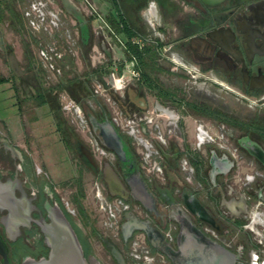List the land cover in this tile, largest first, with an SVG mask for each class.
Returning <instances> with one entry per match:
<instances>
[{"label": "flooded vegetation", "instance_id": "1", "mask_svg": "<svg viewBox=\"0 0 264 264\" xmlns=\"http://www.w3.org/2000/svg\"><path fill=\"white\" fill-rule=\"evenodd\" d=\"M116 1L137 35L132 38L135 45H150L155 59L147 63L149 69L135 59L138 75L123 91L121 107L135 123L138 138L113 122L122 147L113 137L101 136L98 125L110 118L96 110H88L93 124L85 111L88 132L82 133L89 144L94 138L103 153L87 147L76 132L71 152L93 173L94 198L99 189L108 202L127 205L112 217V232L104 226L109 213L100 211L107 215L102 228L114 246L120 244L126 217L124 243L131 239L128 248L134 250L133 242L139 241L137 251L153 255V264H264V0L213 5L203 0ZM144 11L152 14L155 26L149 19L147 24L156 39L139 32L136 20ZM145 70L152 83L144 78ZM146 92L152 97L150 106ZM147 149L151 154L145 161ZM40 175L7 133L0 134V181L14 183L15 196L29 216L15 221L18 232L8 231L2 220L10 212L0 210L5 254L0 251V264L47 257L49 249L36 221L49 222L48 209L54 206L67 213L85 256L95 257L74 211L66 209ZM153 226L164 234L158 235L160 241L149 236L156 233ZM148 241L156 252H149Z\"/></svg>", "mask_w": 264, "mask_h": 264}, {"label": "rangeland", "instance_id": "2", "mask_svg": "<svg viewBox=\"0 0 264 264\" xmlns=\"http://www.w3.org/2000/svg\"><path fill=\"white\" fill-rule=\"evenodd\" d=\"M52 1L53 10L58 13L62 19L66 20L70 25H72L70 23L72 15L68 14L64 9L66 3H64L63 0ZM71 1H73L72 3L77 4L79 7H86L83 0ZM91 1L99 9L98 12L102 15V17H104L105 10L103 8L104 5H102V1L101 6L95 3L94 0ZM82 13L85 17L89 16L87 8L86 12L82 10ZM150 13L144 11L143 14H140L139 20H136V23H139L140 34L144 35L148 39L153 40L156 39V36H154V34L151 32L152 30L150 26L147 24V21H149L152 17V14ZM150 21L151 23H153V25L155 24V21H153L152 19ZM72 29L73 37L76 38L75 47H70L63 37L60 38L62 39V41H64L65 45L68 48L73 50L74 55H76L74 63L75 71L77 72L78 76L81 79H84L91 88V92L93 94H96L93 95L92 98L88 97L86 101L83 102V106L81 105V111L83 112V115L85 114V111L88 110H96L97 113L100 114L101 110L99 108L101 107L105 110L110 120L118 118L119 129L122 132L125 131V127L122 126V123H124L128 118L125 117V110H123L121 107L122 101L124 102L123 97H125V92H105L103 88L99 87L96 83L94 84L93 82V78H100L102 82L108 81L107 74L110 70V67L113 64H120L124 59H126L124 49L120 47L116 39H114L113 37L106 40L104 39V35L97 36L91 30V44L85 45L81 51L79 47L78 34H76L77 27L72 25ZM25 32L23 31L18 34L14 31H11L9 30L7 24H4L0 27V39H3L6 45L12 48L21 64H24L25 59L23 54L24 45H30L31 43H33L31 37L34 38L32 35H30V33ZM105 36H107V33ZM118 38L121 40V37L118 36ZM108 43L110 45H108ZM94 44L96 45V49H93ZM102 44L103 49L101 48ZM30 48L32 49L35 56L37 55V57H41L39 54V49L35 47L34 43L30 45ZM107 51L110 53V56H107ZM3 55L4 51L0 49V76L9 78L10 71L8 67L3 63ZM126 62L127 64H129L128 61ZM65 71L61 73L62 75H60V77L59 75H56V72H52L51 75L53 76V78H60L59 83H61L62 81L65 84L68 79H73V74H67ZM132 81H134V79ZM165 81L167 82L168 80ZM52 83L55 84L57 82L53 80ZM46 85L50 84L46 83ZM181 85L184 86V81H181ZM26 89L28 92H30V94L33 93L32 88ZM95 91L97 92L95 93ZM25 92L26 91L23 92L22 90L19 95V99H17V102H19L18 100H21L20 104L22 108V112H20L21 114L18 118L15 116L16 105L13 90L9 85L0 83V118L11 122L4 123V128L11 141V144L15 146L19 151H23L27 155V157H29L34 171L41 172L40 177L42 179H45L52 185L55 192L63 201L66 209L69 208L70 211H74L75 216L73 217L75 219V222L81 229L85 240L90 243V247L93 251V256H95V258L101 264H115L114 260L112 259L110 250L102 241L107 235L105 234V231L101 225V220H103V217L105 216L100 213L98 202L96 198H94L95 177L93 173L89 171L87 167H85V165L79 162L78 157L74 156L71 150H65V148L63 147V142L57 131L55 122L53 121L48 108L37 107L33 102L26 101L24 98L26 96ZM61 93L68 94L66 91ZM145 98V100L147 101V105L150 106L152 104V97L149 93L146 92ZM59 103H62V101L59 100ZM133 110L135 109L132 108L128 110L129 114H132ZM64 115L65 118L70 121L69 123L74 127L76 132L83 139L84 144L87 145V147L92 148L82 131H80V129L77 128L74 122H72L71 115L68 112H65ZM193 125L194 124L192 123V128ZM72 143L73 141L70 142V144ZM134 148L136 149L138 147L134 145ZM80 189H82L84 195L82 198H80L81 206L85 211L88 223H85L86 219L79 213L78 207L74 203V199L77 195H79ZM93 230H95L99 234L100 238L93 235Z\"/></svg>", "mask_w": 264, "mask_h": 264}, {"label": "crops", "instance_id": "3", "mask_svg": "<svg viewBox=\"0 0 264 264\" xmlns=\"http://www.w3.org/2000/svg\"><path fill=\"white\" fill-rule=\"evenodd\" d=\"M0 1H2V3L6 4V5L12 4L13 7L15 6L16 9H18L21 13L23 12L24 27L27 29V32L30 33V35H32L35 38L34 39L31 37L35 47H37L39 49V54L41 56L39 58L36 55L35 58L38 60L39 63H41V65L43 66V70L45 72L44 77H43L44 87H46V88L55 87L54 89H57V87L59 86V84H60L59 79L60 78H58V79L55 77L53 78V76L51 75L52 72H56V75H59V77H60V75H62L61 73H63V71L66 70L65 72L67 74L72 73L73 77L75 75L78 76L77 72L75 71V63L74 62H75V56L76 55H74L73 50L68 48L65 45L64 41H62V39L58 35L53 34L52 36H50V35L43 33L41 31L39 24L34 22L31 18H29L28 14H25L24 7L27 5L28 0H0ZM101 1H102V5H104L103 8L105 10V14H104L105 17L107 19H111V16L115 15V13H116V10L114 8L112 1L111 0H94V2L97 3L99 6H101ZM63 2L66 3V5L64 6L65 11L68 14L72 15L71 16L72 19L70 20V23L73 26L78 28L76 34H78L79 47L82 51V48L85 45L91 44L90 43V41H91L90 32H91V30L94 32L96 22L93 19H91L89 17H85L83 15L82 10L86 12V7H84V8L79 7L77 4H73L72 3L73 1H71V0H63ZM4 24H7L9 30L18 33L17 31H15L11 28V26L9 25V21L6 20L5 23H0V27L3 26ZM133 25L135 26L136 24L133 23ZM20 33H18V34H20ZM116 34H117V36L121 37V40L124 43H126L127 39L124 35L118 34V33H116ZM33 43H31V44H33ZM101 48L103 49V44L101 45ZM0 49H2L4 51L3 63H4V65H6L8 67V69L10 71V77L9 78H5V77L0 76V79L4 80L3 82H0V83L1 84L4 83V84L9 85L11 87V89L13 90L15 105H16L15 116L19 118V115L21 113L19 111V107L17 104V97H16V93H15V89H14V84L19 85L20 79H21L20 77H24L27 75L25 68H24L27 62L24 59V64H21L18 57H16L15 53L13 52L12 48L10 46L6 45V43L3 39H0ZM93 49H96L95 44L93 45ZM10 50H11V53H10ZM124 52H125V57H126L127 51L125 49H124ZM23 54H24V51H23ZM106 54H107V56L108 55L110 56V53L108 51L106 52ZM24 58H25V56H24ZM40 59H42L43 62ZM53 80H55L57 83H55V84L52 83ZM46 83H48L50 85H46ZM29 89H31V87H29ZM26 101L32 102L31 99L26 100ZM82 106H83V104H82ZM39 107L48 108L50 115L54 121L53 114L51 113V110H50V107L48 104H44V105L39 106ZM99 109L101 110L100 115L106 113L105 110L103 111V109L101 107ZM95 112H97V111H95ZM63 116L65 117L64 113H63ZM66 120H68V119H66ZM6 122L11 123L8 120H4V119L0 118V126L4 129L5 133H6V130L4 128V123H6ZM58 133H59V131H58ZM59 135H60V133H59ZM60 138H61V135H60ZM61 140H62V138H61ZM62 142H63V140H62ZM63 147L65 148V150H67L64 142H63ZM82 193H83V191H82ZM121 223H122V225H121V229H120V238L123 242L121 241L120 244L117 242L115 246L119 249L120 253L126 257V259L128 260V264H142L141 263L142 262L141 257L143 256V254H147V253L129 250V248H128L129 244L128 243L131 241V239L128 243H124V240H123L124 228L122 229V227L127 223L126 217L122 218ZM153 228L156 230V233L152 232L149 236H151V238L155 237L156 240L160 241L158 235H164V234L161 233L159 230H157L154 226H153ZM98 238H100V237H98ZM102 241L105 243V246H107V247H109V244L113 245L111 238L108 237L107 235H106L105 239H103ZM147 245H148L149 252H151V253L156 252V248H154L149 241L147 242ZM128 250H129V253H128Z\"/></svg>", "mask_w": 264, "mask_h": 264}, {"label": "trees", "instance_id": "4", "mask_svg": "<svg viewBox=\"0 0 264 264\" xmlns=\"http://www.w3.org/2000/svg\"><path fill=\"white\" fill-rule=\"evenodd\" d=\"M111 1L114 5L116 13L115 15L111 16V19H108V21L116 33L122 34L126 37V55L129 59L134 57L137 60V63H141V65L149 69L150 67L147 63L154 62V49H152V47L148 44H146L144 48H139L138 45L132 44L131 39L133 37H136L137 35L127 23L124 15L121 13L117 1ZM6 20L9 21V25L11 26V28L18 33L23 31H26L25 33H28L27 29L24 27L23 12L21 13L18 9H16L15 6L13 7L12 4L6 5L3 4L2 1H0V23H5ZM24 56L27 62L24 67L27 75L24 77H20L21 79L19 85L14 84L17 99H19V95L23 90V92L26 91L25 100L31 99L35 106L39 107L44 104H48L51 113L53 114L57 131H59L65 147L68 150L72 151L75 147V141L76 139H78V135L74 127L69 123L70 121L66 120L63 116V112L59 103V95L61 92L66 91L69 96L78 101L80 104H83V102L86 101L88 97H93L94 94L91 92V88L84 79H81L76 75L73 77V79H68L65 84L61 81L57 89H54L55 87L46 88L43 85V77L45 74L43 66L35 58V55L33 54L30 45L28 44L24 45ZM143 76L148 83H152L151 75L148 74L146 70ZM3 81V79H0V82ZM23 87L25 88V90ZM29 87H31L33 90L32 94H30V92H28L26 89H29ZM18 101L19 102H17V104L19 107V111L22 112L20 104L21 100ZM71 141H73L72 144H70ZM83 196L84 195L82 193V189H80L79 195H77L74 199V203L78 207L79 213L86 219L87 217L85 211L82 208L80 202V198H82ZM93 234L97 237H100L95 230H93Z\"/></svg>", "mask_w": 264, "mask_h": 264}, {"label": "built area", "instance_id": "5", "mask_svg": "<svg viewBox=\"0 0 264 264\" xmlns=\"http://www.w3.org/2000/svg\"><path fill=\"white\" fill-rule=\"evenodd\" d=\"M83 2L88 10L89 16L93 17V19L97 23L94 32L96 34H101V36L104 35V38H106L105 35L107 33L108 37L111 36L114 39H116L120 47L126 50L125 43L118 38V36L112 30V28L107 23L105 18L102 17V15L98 12V10L90 2V0H83ZM24 10H25V14H28L29 18H31L34 22L39 24L41 31H43L45 34L50 36L56 34L61 38L63 37L70 47L72 48L75 47L76 38L73 37V29L66 20L62 19L61 16L53 10L52 0H28V3L24 7ZM132 43L137 44L136 38L132 39ZM108 45L110 44L108 43ZM128 63L129 64H127L126 61L123 60L122 63L120 64H113L110 72L107 74L108 81L102 82L100 78H96V79L93 78L94 84L96 83L99 87L103 88L105 92L108 91L123 92L128 83V80L130 78H135L138 75L137 70L134 66L135 58L132 57ZM96 92L97 91H95V93ZM59 100L62 101V103H60L62 112L64 113L68 112L71 115L72 122H74L77 128L80 129V131L87 133L88 132L87 120L85 115H83V112L81 111L82 104H80L78 101H76L66 93H61L59 95ZM112 122L115 124V126L117 127L119 126L118 118L113 119ZM148 122L149 123L151 122V117L148 118ZM122 124H123L122 126L125 127L126 132H130V131L135 132L134 138L135 139L138 138L137 135L138 131L136 129L135 123L132 120L127 119ZM3 132H4L3 128L0 127V134H3ZM89 139L92 148L96 152L103 153L102 148L98 147L95 139L92 137H90ZM150 154H151L150 149H147L143 152L145 161L149 160ZM95 198L98 202L99 210L102 211L103 213H109L110 217H107L104 220V226L105 228H108L112 232L115 227L112 217L118 216L122 209L127 208V205H123L119 200H116L112 203L108 202L102 196L99 189L96 190ZM139 247H140V242L135 240L133 242L132 248L134 249V251H137ZM154 259H155L154 256L150 254H143L142 256V260L145 264H153Z\"/></svg>", "mask_w": 264, "mask_h": 264}, {"label": "water", "instance_id": "6", "mask_svg": "<svg viewBox=\"0 0 264 264\" xmlns=\"http://www.w3.org/2000/svg\"><path fill=\"white\" fill-rule=\"evenodd\" d=\"M203 1L209 5H213L220 3L222 0ZM86 113L88 118L92 119L90 121L93 124V122H95V120H93V115L89 111ZM98 126L101 136L113 137L115 139H113V143L115 145L119 144V146L122 147L112 121L107 120L104 124H99ZM115 182L119 185L116 179ZM111 186L110 184V190L112 189ZM2 209H7L10 212V216L2 220V223L8 231H10L9 228H15L18 232L15 221L19 222L29 217L28 211H26L24 207V202L15 196L13 182L7 181L3 183L0 181V210ZM48 218L49 222H45L43 219L41 221H36L43 233L44 242L49 249L47 257H42L40 259L26 258L23 264H101L95 257L90 258L85 256L83 246L77 233L61 208L58 206L49 208ZM127 239L128 237L125 238V241H127ZM109 247L111 248L110 253L113 259L118 264H126L120 251L112 244H109ZM0 251L5 255L1 242ZM4 261L5 264H7V261Z\"/></svg>", "mask_w": 264, "mask_h": 264}, {"label": "bare ground", "instance_id": "7", "mask_svg": "<svg viewBox=\"0 0 264 264\" xmlns=\"http://www.w3.org/2000/svg\"><path fill=\"white\" fill-rule=\"evenodd\" d=\"M203 210V209H202Z\"/></svg>", "mask_w": 264, "mask_h": 264}]
</instances>
